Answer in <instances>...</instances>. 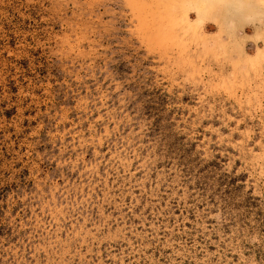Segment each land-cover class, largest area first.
<instances>
[{"label": "rangeland", "instance_id": "1", "mask_svg": "<svg viewBox=\"0 0 264 264\" xmlns=\"http://www.w3.org/2000/svg\"><path fill=\"white\" fill-rule=\"evenodd\" d=\"M0 264H264V0H0Z\"/></svg>", "mask_w": 264, "mask_h": 264}]
</instances>
